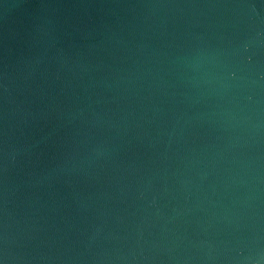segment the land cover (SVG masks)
Segmentation results:
<instances>
[{
  "label": "water",
  "instance_id": "water-1",
  "mask_svg": "<svg viewBox=\"0 0 264 264\" xmlns=\"http://www.w3.org/2000/svg\"><path fill=\"white\" fill-rule=\"evenodd\" d=\"M0 264H264V0H0Z\"/></svg>",
  "mask_w": 264,
  "mask_h": 264
}]
</instances>
